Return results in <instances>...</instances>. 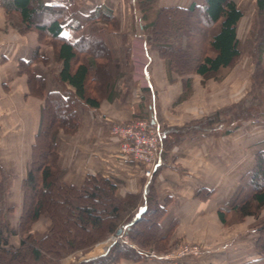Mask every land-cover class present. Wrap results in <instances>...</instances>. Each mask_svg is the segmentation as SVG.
Wrapping results in <instances>:
<instances>
[{
	"label": "trees",
	"instance_id": "16d2710c",
	"mask_svg": "<svg viewBox=\"0 0 264 264\" xmlns=\"http://www.w3.org/2000/svg\"><path fill=\"white\" fill-rule=\"evenodd\" d=\"M155 2H137L141 5L139 30L147 45L164 60L168 73L219 79L244 54L253 64L250 90L244 98L181 126L163 127V150L198 134L224 136L244 122L264 121L258 97L264 91V0H255L256 13L243 42L236 39V23L242 12L235 0H202L201 5L192 4L187 8H156ZM1 6L7 26L19 33L35 32L40 44L53 45L55 79L62 88L43 94V80L30 69L35 62H45L37 48L29 61L19 63L18 73L26 75L30 94L43 99V105L29 167L20 184L22 206L15 228L6 217L11 208L2 206L9 178L0 168V264H61L60 260L67 255L88 251L96 243L115 235L118 229H121L120 236H116L118 241L103 255L79 264H113L120 259L138 261L146 257L140 250H167L175 224L165 231L160 225L167 202L160 203L157 199L154 182L158 167L148 180H143L140 193L119 197L116 180L89 174L81 186L67 185L63 181L65 170L58 166L56 137L59 132L75 134L77 103L88 108L99 107L125 74L122 67L126 61L122 63L116 58L102 37L105 32L118 31L111 12L97 7L82 15L63 5H46L43 0H1ZM64 24L84 25L77 40L68 41L60 35ZM180 33L184 41L178 44L176 38ZM161 34L165 36L160 38ZM181 50L187 52L183 62H180ZM66 84L74 92L65 89ZM190 84L191 80L186 78L180 101L188 94ZM209 195L206 191L203 197ZM262 210L264 150H259L254 155L253 168L240 178L230 200L217 208L216 216L222 225L229 219H233L231 223L251 219L253 250L264 258ZM40 217L48 222L49 229L37 238L32 234V226ZM14 235L19 238L16 248L9 244ZM123 235L137 250L123 244L120 240Z\"/></svg>",
	"mask_w": 264,
	"mask_h": 264
},
{
	"label": "crops",
	"instance_id": "0c3cea01",
	"mask_svg": "<svg viewBox=\"0 0 264 264\" xmlns=\"http://www.w3.org/2000/svg\"><path fill=\"white\" fill-rule=\"evenodd\" d=\"M138 1L43 0L46 5H63L82 15L97 7L107 9L119 24L120 34L103 33L104 42L122 63L128 51L132 50L133 54L127 73L116 82L112 93L102 99L99 107L88 108L77 103L75 134L58 133V166L65 170L63 181L67 185L79 187L86 175H101L118 182L116 194L119 197L140 193L142 177L133 162L120 155L118 143L109 133L112 123L147 117L161 128L177 127L236 102L238 96L243 97L249 90L246 75L251 74L252 64L246 56H242L219 83L208 80L201 85V77L197 75L179 77L168 73L164 60L138 40L140 34L134 33L137 26L139 30L141 17ZM235 1L242 12L236 23V39L243 42L256 13L255 0ZM192 4L201 5L202 0H156L154 6L187 8ZM83 26L64 24L60 35L75 41ZM130 39L138 40L135 49H130ZM36 48L45 62H35L30 69L43 80V94L60 91L62 87L55 79L53 45L40 44L35 32L19 33L7 26L0 0V168L9 178L2 206L11 208L6 217L12 228L18 224L22 206L20 184L29 167L43 105V99L30 94L26 75L18 73V66L20 62L29 61ZM186 78L191 80L192 94L180 101ZM64 88L74 92L67 84ZM260 100L264 105V94ZM259 150H264L263 120L244 122L224 136L198 134L169 150H160L155 166L159 168L155 190L158 201L167 202L161 228L165 231L175 224L170 246L177 242L201 244L197 255L178 264H264V258L253 250V231L242 223L223 227L216 216L217 208L230 200L240 178L253 168L254 155ZM206 191L210 192L207 198L203 197ZM48 229V222L38 219L32 226V234L38 238ZM9 244L16 248L18 236H12ZM111 245L112 242L98 244L80 259L101 256ZM130 248L137 250L136 246ZM140 252L146 256L144 251ZM61 264L68 262L63 259ZM113 264L168 263L146 256L138 261L120 259Z\"/></svg>",
	"mask_w": 264,
	"mask_h": 264
},
{
	"label": "rangeland",
	"instance_id": "374dc122",
	"mask_svg": "<svg viewBox=\"0 0 264 264\" xmlns=\"http://www.w3.org/2000/svg\"><path fill=\"white\" fill-rule=\"evenodd\" d=\"M254 19V18H253ZM185 21H188L189 22V20L188 19H186ZM251 23V22H250ZM137 25V24H136ZM100 25H98L97 24V27H99ZM137 29H138V26H137ZM137 29H135L134 30V33L135 32H137L136 34H140L141 35V38L139 39V37H137L138 38V40L139 41H141L142 43H146V40H145V37H144V35L142 34V32H140L139 30H137ZM168 32H170V29L168 30ZM106 34H108V33H110V32H105ZM112 34H120V32H119V24H118V31H117V33H115V32H112ZM165 36V34H161L160 35V38H163ZM138 40H135V39H130L129 40V47H130V49H131V47H133L134 49H135V47H136V44L137 43H135V41H138ZM182 41H184V38H183V33H180L178 36H177V38H176V42L178 43V44H180V42H182ZM173 45H176V43L175 44H173ZM146 46H148L147 45V43H146ZM149 47V46H148ZM129 49V50H130ZM181 53H182V56L180 57V62H183L184 60L183 59H187L186 57H187V52H182V50H181ZM242 56H246V57H248L249 59H250V57L248 56V55H246V54H244V55H242ZM241 56V57H242ZM132 57H133V54H132V50L131 51H128V53H127V55H126V58H125V63H126V65L124 64V66L122 67V71H124V73H127V68H128V66H130V64H129V59H130V61H131V59H132ZM240 57V58H241ZM240 58L237 60V62L235 63V65L231 68V69H229L228 71H226V72H223V75H222V77H220V76H218V77H220L219 79L218 78H214V77H209V78H207V79H201L200 80V82H199V84H201V85H204L208 80H213L214 82H221V81H223L224 80V78L228 75V73L236 66V64L238 63V61L240 60ZM250 61H251V59H250ZM251 64H252V62H251ZM134 70H136L137 71V69H134ZM252 70H253V64H252ZM251 73H252V71H251ZM131 74H137V72H135V71H131ZM250 74V73H249ZM249 74H247L246 75V77H247V81H249V84H250V75ZM125 75V74H124ZM190 76V75H189ZM238 82L241 84L242 83V80H238ZM249 90H250V87H249ZM249 90H248V92H249ZM247 92V93H248ZM246 93V94H247ZM192 94V90H191V86H190V90H189V92H188V94H186L185 96V98H184V100H186L187 98H189L190 97V95ZM246 94L243 96V97H241V98H239V96H238V100L236 101V102H234V103H232V104H235V103H237L238 101H240L242 98H244L245 96H246ZM264 94V91L258 96L259 97V99H260V97L262 96ZM239 95V94H238ZM261 101V100H260ZM262 103V102H261ZM232 104H230V105H232ZM230 105H228V106H230ZM262 106L264 107V105L262 104ZM227 107V106H226ZM224 108V107H223ZM221 109V108H220ZM215 112V111H214ZM213 113V112H212ZM211 114V113H210ZM137 119H146V120H149V118H147V117H135V118H133L132 120H130V121H128V122H125V123H112L111 125H110V128H109V133H110V135H111V137H113L115 140H116V142L118 143V150H119V153H120V155L122 156V157H125V158H128L129 160H131L132 162H133V164H134V166L137 168V169H135V170H137L138 172H139V174L141 175V177H142V179H141V181L143 182V180L145 181V180H148L149 178H150V176L149 177H146L145 176V173H146V171L149 169V165L148 164H146L147 162L145 161V160H143V159H140V158H138L137 157V159L131 154V153H129V151H126L123 147H124V144L126 143V141H125V139H122V137H120V136H118V135H115V134H112L111 133V127L113 126V125H116V124H119L120 126H123V125H127V124H129L130 122H132L133 120H137ZM157 127H158V129H159V132H160V139H161V137H162V128H161V126H158V125H156ZM160 145H161V142H160ZM160 150H163V147L161 146V149ZM138 159H140V160H138ZM113 180V179H112ZM143 186V185H142ZM154 186H155V182H154ZM131 194H135V193H131ZM137 194V193H136ZM260 217H263L264 218V210H262L261 211V213H260ZM39 219H43V218H39ZM233 221V219H229L228 221H227V224L226 225H223V227H228V226H230V225H233V224H240V223H242V224H245L246 225V227L247 228H250L251 226H252V220L251 219H247L246 221H244V222H239V223H231ZM34 225V224H33ZM147 228V230H149V228L148 227H146ZM151 231H154V230H152L151 229ZM120 236V235H119ZM116 236L115 235H110L108 238H106L105 240H103V241H100V242H98V243H96L95 245H93L92 247H91V249H89L88 251H86V252H79V251H77V252H74V253H71V254H69V255H67L65 258H63V259H65L66 260V262H68V264H79L80 262H82V261H85V260H81L80 258H82L83 256H85L88 252H90L92 249H94L95 247H96V245H98V244H101V243H104V242H112V244L117 240V237H116V240L115 241H112L113 240V238H115ZM172 237V236H171ZM122 242H123V244H125V245H127V246H129V247H132L133 245H134V243L133 242H131L129 239H128V237L126 236V235H123L122 236V238L120 239ZM118 241V240H117ZM171 241V240H170ZM170 241H169V246H168V248H167V250H165L164 252H155L154 250V252L155 253H157V254H161V253H165V254H170V253H175V252H178L181 248H184V247H193V246H195L196 248H197V252L196 253H194V254H191V255H188L185 259H183V260H181V261H179V262H177L176 264H178V263H180V262H183V261H186L187 259H189V258H191V257H193V256H195V255H197L199 252H200V249H201V244H199V243H192V242H180V243H174L172 246H170ZM130 244H132V246L130 245ZM135 246V245H134ZM108 250V249H107ZM145 253L147 252V251H150V250H143ZM63 259H61V260H63ZM61 260H60V263H61ZM169 264V263H168Z\"/></svg>",
	"mask_w": 264,
	"mask_h": 264
},
{
	"label": "built area",
	"instance_id": "2783aa9c",
	"mask_svg": "<svg viewBox=\"0 0 264 264\" xmlns=\"http://www.w3.org/2000/svg\"><path fill=\"white\" fill-rule=\"evenodd\" d=\"M111 133L125 139L126 143L123 148L126 151H129V153H131L136 159L138 157L147 162L146 164L149 165V169L146 171L145 176L149 177L155 169L158 154L161 149V139L158 127L149 120L137 119L127 125H113L111 127ZM115 240L116 237L113 238L112 241ZM130 245L132 246V244ZM197 251V248L193 246L181 248L178 252L170 254H157L153 250L147 251L145 254L148 258H152L157 261L176 264L177 262L185 259L188 255L194 254Z\"/></svg>",
	"mask_w": 264,
	"mask_h": 264
},
{
	"label": "water",
	"instance_id": "95a60500",
	"mask_svg": "<svg viewBox=\"0 0 264 264\" xmlns=\"http://www.w3.org/2000/svg\"><path fill=\"white\" fill-rule=\"evenodd\" d=\"M121 234V229H118L115 236H119Z\"/></svg>",
	"mask_w": 264,
	"mask_h": 264
}]
</instances>
